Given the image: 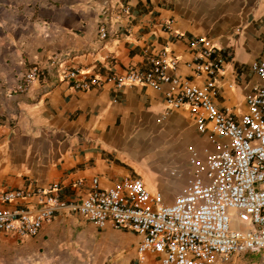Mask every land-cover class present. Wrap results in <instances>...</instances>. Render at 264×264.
<instances>
[{"label": "crops", "instance_id": "0c3cea01", "mask_svg": "<svg viewBox=\"0 0 264 264\" xmlns=\"http://www.w3.org/2000/svg\"><path fill=\"white\" fill-rule=\"evenodd\" d=\"M199 37L227 52L213 105L238 118L260 83L253 64L264 52V0H0V196L59 183L61 200L76 202L93 179L107 188L136 176L171 203L192 160L204 163L224 139L200 133L187 105L168 108L170 84L116 91L112 80L147 70L166 51L177 60L167 75L201 87L206 75L194 71L198 49L190 46ZM32 67L38 78L20 90ZM62 70L98 77L102 87L76 90ZM137 162L155 171V182ZM4 208L34 214L38 197L0 201ZM138 242L133 232L62 211L34 236L0 232V264H161L150 254L138 261Z\"/></svg>", "mask_w": 264, "mask_h": 264}, {"label": "built area", "instance_id": "2783aa9c", "mask_svg": "<svg viewBox=\"0 0 264 264\" xmlns=\"http://www.w3.org/2000/svg\"><path fill=\"white\" fill-rule=\"evenodd\" d=\"M123 10L129 12L128 7ZM99 37H107L105 25L99 27ZM190 46L198 49L192 60L194 71L206 75L201 87L167 75L177 60L167 58L166 51L147 70H131L110 79L116 91L126 85L157 89L170 84L168 108L187 105L200 133L224 139L204 163L192 160L196 168L171 203H162L161 194H151L136 176H126L107 188H100L98 179H93L87 195L76 202L61 200L59 183L10 190L0 196L2 203L35 194L38 209L34 214L23 208L0 209V232L34 236L57 213L70 211L99 229L110 224L138 235L140 262L150 254L161 264H217L232 255L264 251V52L253 64L260 83L247 97V112L236 118L213 105L217 75L227 52L216 49L206 37L193 40ZM38 76L39 69L30 68L18 88L27 89ZM59 78L80 91L102 87L100 78H79L75 70H62Z\"/></svg>", "mask_w": 264, "mask_h": 264}, {"label": "rangeland", "instance_id": "374dc122", "mask_svg": "<svg viewBox=\"0 0 264 264\" xmlns=\"http://www.w3.org/2000/svg\"><path fill=\"white\" fill-rule=\"evenodd\" d=\"M135 165L140 169L143 177L145 178L148 184L150 182H155L156 173L151 167L146 166V164L144 163H138V162ZM151 256L154 257L153 255ZM144 261H147V260H144ZM233 261H235V264H241V263L242 264H264V251L256 255H252L248 253L233 255L229 257L227 261L223 263H217V264H233Z\"/></svg>", "mask_w": 264, "mask_h": 264}]
</instances>
